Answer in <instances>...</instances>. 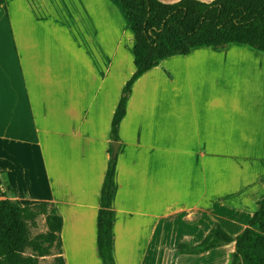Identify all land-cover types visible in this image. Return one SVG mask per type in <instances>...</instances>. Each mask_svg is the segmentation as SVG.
I'll return each mask as SVG.
<instances>
[{"label":"crops","instance_id":"1","mask_svg":"<svg viewBox=\"0 0 264 264\" xmlns=\"http://www.w3.org/2000/svg\"><path fill=\"white\" fill-rule=\"evenodd\" d=\"M67 1L78 42L66 59L20 62L0 39V171L19 206H56L65 264H101L96 220L112 117L135 71L133 34L115 0ZM7 18L0 11V24ZM116 22L125 41L110 46ZM207 54L246 64L236 91L200 81L188 61ZM187 66L198 75L196 94L177 78ZM119 137L115 264H227L233 243L197 256L176 248L198 244L215 223L236 236L264 197V56L231 45L161 61L132 85Z\"/></svg>","mask_w":264,"mask_h":264},{"label":"trees","instance_id":"2","mask_svg":"<svg viewBox=\"0 0 264 264\" xmlns=\"http://www.w3.org/2000/svg\"><path fill=\"white\" fill-rule=\"evenodd\" d=\"M133 34L135 71L126 82L111 121L109 160L100 192L97 214V250L101 264H115L112 254L111 202L115 188L117 156L112 143H120L119 127L126 114L132 85L161 61L188 55L193 49H225L244 46L264 56V0H115ZM5 0H0V8ZM0 171V264H38L55 249L53 264H65L62 257V217L49 202L21 207L7 196L12 192ZM264 184V179L261 180ZM247 226L236 236L215 223L196 245L179 244L177 255L197 256L234 244L227 264H264V197L257 200ZM45 231L34 236L38 219Z\"/></svg>","mask_w":264,"mask_h":264},{"label":"rangeland","instance_id":"3","mask_svg":"<svg viewBox=\"0 0 264 264\" xmlns=\"http://www.w3.org/2000/svg\"><path fill=\"white\" fill-rule=\"evenodd\" d=\"M160 1L167 4L174 3V0ZM67 3V0H5V4L0 8V11L8 17L0 24V39L3 40L5 47L2 48L8 50L9 54L14 50L20 62L25 60V62L43 65L57 63L60 60V53L66 59V49L77 46L78 42V39L70 33L74 27L66 14L72 13L74 7ZM55 20L56 24H54ZM111 29V32L105 35L108 45L114 46L119 41H125L124 30L118 22ZM222 63L225 65L224 71L213 70ZM188 64L190 66L191 64L199 65L201 70L197 73L201 77L200 81L207 83L208 86L205 85L207 89L212 88L213 83L217 82L223 89H228V92L236 91L238 83L242 80V71L246 67L240 59H222L209 54L201 60H190ZM180 66L183 68L184 63L181 62ZM202 67L207 69H202ZM188 68L187 66L185 74L184 69L183 71L181 69L182 75H178L177 78L182 85L189 82L192 92L196 94L199 84L198 75ZM211 71L214 73H210ZM44 231L43 218H39L37 228L31 230V235L34 236ZM55 254L56 250L52 249L49 256L39 258L38 264H53ZM230 255H227L228 262ZM222 257L226 260L225 252Z\"/></svg>","mask_w":264,"mask_h":264},{"label":"water","instance_id":"4","mask_svg":"<svg viewBox=\"0 0 264 264\" xmlns=\"http://www.w3.org/2000/svg\"><path fill=\"white\" fill-rule=\"evenodd\" d=\"M111 145H112V158H115L117 156L119 143L118 142H113Z\"/></svg>","mask_w":264,"mask_h":264}]
</instances>
